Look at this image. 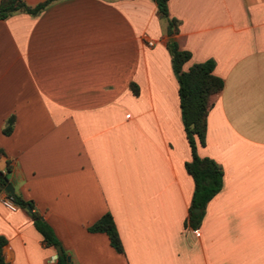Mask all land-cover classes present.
Wrapping results in <instances>:
<instances>
[{
  "label": "crops",
  "instance_id": "0c3cea01",
  "mask_svg": "<svg viewBox=\"0 0 264 264\" xmlns=\"http://www.w3.org/2000/svg\"><path fill=\"white\" fill-rule=\"evenodd\" d=\"M167 4L191 53L183 68L212 59L223 79L197 147L223 183L198 225L188 222L191 150L154 0H50L0 19V197L7 179L71 264H264V0ZM31 210L0 202L4 259L56 264ZM106 211L123 252L88 229Z\"/></svg>",
  "mask_w": 264,
  "mask_h": 264
},
{
  "label": "trees",
  "instance_id": "16d2710c",
  "mask_svg": "<svg viewBox=\"0 0 264 264\" xmlns=\"http://www.w3.org/2000/svg\"><path fill=\"white\" fill-rule=\"evenodd\" d=\"M50 0H43L34 6H30L24 0H0V19L10 13L23 10L36 13L42 9ZM160 17L166 19V32L169 36L167 49L171 56V65L178 81L179 105L181 120L191 150V158L185 162V169L192 176L194 188L189 205L188 222L197 226L203 215L207 202L221 189L223 183V171L221 166L209 156H201L197 152L198 145L205 144L207 113L211 106V97L223 87V79L213 73L214 61L206 59L192 63L187 69L183 64L190 58L191 53L178 46L174 34L178 31L179 20L170 16L168 11V0H154ZM136 93V90L134 91ZM14 123V115L7 117L3 132L10 133ZM0 149V153H2ZM10 167L7 162V170ZM5 173L0 171L1 177ZM15 203L26 207L32 203L23 199L20 195L12 192ZM199 208L198 212L194 208ZM30 214L33 218L35 228L41 233L43 241L47 246L60 245V241L54 233L51 225L40 214L32 208ZM91 231H101L108 235L109 242L118 252H123V245L119 237L112 214L109 211L103 213L97 220L88 226ZM6 239L0 235V264H12L4 259L3 245ZM56 264H71L67 259V252L62 248V253L57 254Z\"/></svg>",
  "mask_w": 264,
  "mask_h": 264
},
{
  "label": "built area",
  "instance_id": "2783aa9c",
  "mask_svg": "<svg viewBox=\"0 0 264 264\" xmlns=\"http://www.w3.org/2000/svg\"><path fill=\"white\" fill-rule=\"evenodd\" d=\"M148 43H151V41H149ZM0 202L10 210H16L18 208V205L15 203L13 196L9 194V192H5L0 197ZM55 258H57V255Z\"/></svg>",
  "mask_w": 264,
  "mask_h": 264
},
{
  "label": "water",
  "instance_id": "95a60500",
  "mask_svg": "<svg viewBox=\"0 0 264 264\" xmlns=\"http://www.w3.org/2000/svg\"><path fill=\"white\" fill-rule=\"evenodd\" d=\"M5 181H6V183L5 184H1L2 186H4V188H5V190L6 191H8V192H13V188L11 187L12 185H11V183L9 182V181H7V179H5ZM27 209L28 210H31V207H30V205H27ZM194 211L195 212H198L199 211V208H194ZM56 250H57V253L58 254H60V253H62V248H61V245H57L56 246ZM67 259L69 260V256H67Z\"/></svg>",
  "mask_w": 264,
  "mask_h": 264
}]
</instances>
